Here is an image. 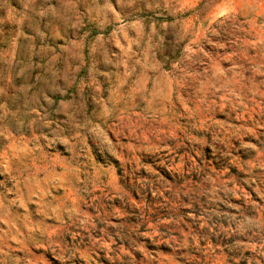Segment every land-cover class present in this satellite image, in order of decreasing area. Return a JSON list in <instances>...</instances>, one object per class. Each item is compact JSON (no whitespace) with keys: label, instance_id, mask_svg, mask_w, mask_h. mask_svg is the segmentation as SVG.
<instances>
[{"label":"rangeland","instance_id":"1","mask_svg":"<svg viewBox=\"0 0 264 264\" xmlns=\"http://www.w3.org/2000/svg\"><path fill=\"white\" fill-rule=\"evenodd\" d=\"M240 2L241 0H0V154L8 145H11L9 152H16V156L10 157L7 168L3 163V155H0V197L7 203L16 197L18 190L21 199H24L28 189L13 180V176H19L21 173L18 170L27 163L31 164L38 182L33 186V191L37 194L31 201L24 200V207L19 204L11 205L10 211L23 213L26 207L33 213V222L38 223L42 218L50 232L60 228L59 221L51 216L41 217L34 210L40 206L41 196L43 202L47 203L65 195L64 187H54L61 183L57 179V173L63 163L58 164L56 170L46 176L44 172L38 171L41 167L39 163L29 160L27 149L38 151L34 148L32 137L40 135L35 124L29 126L30 122L47 120L51 128L65 129L66 138L69 115L90 110L97 90L101 92L100 99L106 98L107 90L115 87L118 75L125 71L127 61H120L126 53H135V58L158 64L159 69L156 71L162 69L169 76L174 68L179 70L185 67L181 63L182 57L186 61L188 57L193 58L195 63L187 68L188 79L181 87L199 85L211 72L220 71L225 77L235 78L242 87L254 86L256 91L264 92V86L260 84L264 79V0H243V7H237ZM181 31L187 34L182 41L177 42V34ZM138 37L139 45L133 43ZM148 75L154 78L152 69L148 71ZM223 95L221 93V98ZM253 103L257 108H264V100L259 96L255 97L254 102H249L250 108ZM217 119L223 117L218 115ZM45 136L52 139L47 131ZM244 139L247 143L260 147L255 137ZM234 145L232 155L241 160L251 159L255 155L254 149H240L238 142H234ZM41 148L45 153L53 155L54 159L71 154L61 143H57L56 149L52 150L42 141ZM210 151L211 146H206V154ZM141 162L151 166V161L143 157ZM211 166L222 171L219 165ZM131 168L128 165L125 172L127 181L121 179L120 168L114 173L113 191L126 194L124 199L120 195H114L109 200L107 196L101 195V188L94 189L99 202L103 204L102 213L110 212L114 207L127 213L123 217H109L113 225L135 223V219L129 217H134L139 211L128 198L139 204L140 193L134 189L138 187L141 178L149 177L143 169L134 175ZM154 171L168 183H172L169 177L160 173L159 168L154 167ZM260 172V169H254L251 174L238 173L236 167L228 168L224 178L231 177L237 181V194L217 210L233 216L242 213L249 218H264V211L253 209L248 203L251 200L264 207V200L260 199L261 193H264V176ZM67 194L75 203L76 197L71 187L67 189ZM79 210L92 216L95 223L96 207L81 204ZM195 215L198 213L189 210L187 224H191V218ZM222 223L227 227L226 221ZM0 227L7 228V224L0 221ZM198 227L193 226L194 234L198 235ZM111 230L110 225V234ZM188 230L187 226L183 228L185 234ZM76 239L79 241L80 238ZM84 239L87 241L88 237L85 236ZM239 239L242 244L247 245L242 255L239 251H230L226 247L234 242V238L215 235L209 236L206 241L198 240L199 248L189 246L175 249L171 244L149 247V241L144 239L140 241L144 245V251L128 249V252L135 264L145 258V252L159 256V264H264V256L256 251L262 247L260 240L247 237ZM65 240L71 246L72 236H66ZM15 243L9 241L13 248ZM105 243L109 249L113 247L109 241L105 240ZM116 243L121 248H127V244L118 239ZM33 253L39 258L36 264H59L55 256L50 252L45 253L43 249H33ZM108 255L109 252L98 249L91 254V261L83 256H76L68 264H121L119 260H109Z\"/></svg>","mask_w":264,"mask_h":264},{"label":"clouds","instance_id":"2","mask_svg":"<svg viewBox=\"0 0 264 264\" xmlns=\"http://www.w3.org/2000/svg\"><path fill=\"white\" fill-rule=\"evenodd\" d=\"M237 7H243V0ZM186 34L184 31L178 33L177 42ZM133 43L139 45V37ZM135 56V53H126L120 61H127L125 71L118 75L115 87L107 90L105 99H100L101 92L97 90L90 110L69 115L66 138L65 129L51 128L47 120L30 122L29 126L35 124L40 135L32 137L38 151L27 149L29 160L39 163L38 171L46 176L63 163L57 173L61 183L54 187H64L65 195L47 203L41 196V204L34 210L41 217L51 216L59 221L60 228L50 232L42 218L38 223L33 222V213L26 207L23 213L10 211L11 205L24 207V200L31 201L37 194L33 191L38 182L31 164H25L18 170L21 174L13 176V180L28 189L24 199L18 190L16 197L7 203L0 197V221L7 224V228L0 227V264H36L39 258L35 257L33 249L50 252L59 264H68L76 256L91 261V254L98 249L109 252V260L135 264L128 249L144 251L140 242L144 239L149 241V247L171 244L175 249H185L189 246L199 248L197 241H206L212 235L234 238L226 247L241 255L247 245L239 238H258L262 247L256 251L264 256V218H249L242 213L233 216L217 210L237 194V181L224 178L228 168L236 167L238 173L248 174L260 169V175L264 176V139H261L264 137L261 131L264 129V108H257L254 103L249 107L256 96L264 100V92L256 91L254 86L242 87L235 78L225 77L220 71L211 72L199 85L181 87L188 79L187 68L195 63L193 58L188 57L186 61L182 57L185 67L174 68L169 76L162 69L156 71L158 64ZM150 69L154 78L148 75ZM260 84L264 86V79ZM221 93L224 94L222 98ZM218 115L223 119H217ZM45 131L51 134V140L45 136ZM245 137H255L260 147L247 143ZM42 141L52 150L61 143L71 154L54 159L41 148ZM234 142H238L240 149H254L255 155L246 160L233 156ZM208 145L211 151L206 154ZM10 147L6 146L0 154L6 168L10 157L16 156V152H9ZM141 157L151 161V166L142 163ZM128 165L132 166L134 175L143 169L149 178H141L134 189L140 193L139 204L128 198L134 208L139 209L134 217H129L135 219V223L113 225L109 217H123L127 213L115 207L102 213L103 204L94 189L101 188V195L109 200L114 195L124 199L126 194L113 191L114 173L120 168L121 179L127 181ZM210 165H219L222 171ZM154 167L172 183L164 180ZM69 187L76 197L75 203L67 194ZM260 199L264 200V193ZM248 203L253 209L264 211L261 205L251 200ZM81 204L97 208L95 223L92 216L79 210ZM189 210L198 213L192 216L191 224H187ZM222 221L227 222V227ZM185 226L189 229L187 234L183 231ZM193 226H199L198 235L193 233ZM68 235L72 236L71 246L65 240ZM117 239L126 243L127 248H121ZM10 240L16 242L15 248L9 244ZM105 240L113 245L111 249ZM159 260V256L145 252L139 264H159Z\"/></svg>","mask_w":264,"mask_h":264}]
</instances>
